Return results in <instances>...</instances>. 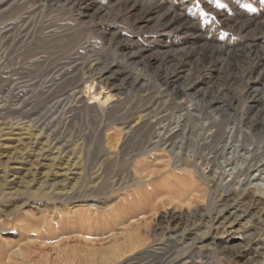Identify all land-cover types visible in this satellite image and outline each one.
Segmentation results:
<instances>
[{"label": "rangeland", "instance_id": "rangeland-1", "mask_svg": "<svg viewBox=\"0 0 264 264\" xmlns=\"http://www.w3.org/2000/svg\"><path fill=\"white\" fill-rule=\"evenodd\" d=\"M0 264H264V0H0Z\"/></svg>", "mask_w": 264, "mask_h": 264}]
</instances>
